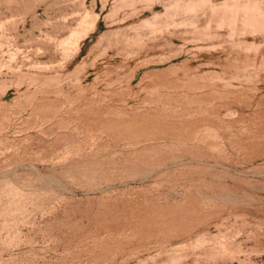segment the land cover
Here are the masks:
<instances>
[{
  "label": "rangeland",
  "instance_id": "374dc122",
  "mask_svg": "<svg viewBox=\"0 0 264 264\" xmlns=\"http://www.w3.org/2000/svg\"><path fill=\"white\" fill-rule=\"evenodd\" d=\"M0 264H264V0H0Z\"/></svg>",
  "mask_w": 264,
  "mask_h": 264
}]
</instances>
